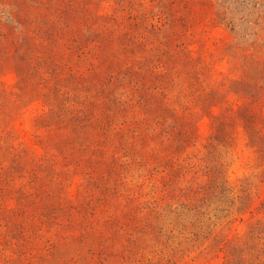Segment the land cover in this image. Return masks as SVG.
I'll return each instance as SVG.
<instances>
[{"label":"rangeland","instance_id":"374dc122","mask_svg":"<svg viewBox=\"0 0 264 264\" xmlns=\"http://www.w3.org/2000/svg\"><path fill=\"white\" fill-rule=\"evenodd\" d=\"M0 264H264V0H0Z\"/></svg>","mask_w":264,"mask_h":264}]
</instances>
